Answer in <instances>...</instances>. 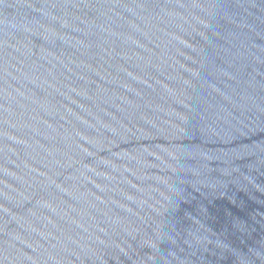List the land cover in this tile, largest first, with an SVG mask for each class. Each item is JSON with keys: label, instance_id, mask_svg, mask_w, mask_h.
Masks as SVG:
<instances>
[{"label": "water", "instance_id": "obj_1", "mask_svg": "<svg viewBox=\"0 0 264 264\" xmlns=\"http://www.w3.org/2000/svg\"><path fill=\"white\" fill-rule=\"evenodd\" d=\"M0 264H264V0H0Z\"/></svg>", "mask_w": 264, "mask_h": 264}]
</instances>
